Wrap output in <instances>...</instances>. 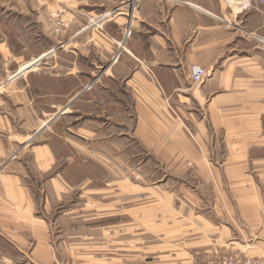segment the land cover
Returning a JSON list of instances; mask_svg holds the SVG:
<instances>
[{"label": "crops", "instance_id": "0c3cea01", "mask_svg": "<svg viewBox=\"0 0 264 264\" xmlns=\"http://www.w3.org/2000/svg\"><path fill=\"white\" fill-rule=\"evenodd\" d=\"M224 256L264 260V3L0 0V264Z\"/></svg>", "mask_w": 264, "mask_h": 264}, {"label": "built area", "instance_id": "2783aa9c", "mask_svg": "<svg viewBox=\"0 0 264 264\" xmlns=\"http://www.w3.org/2000/svg\"><path fill=\"white\" fill-rule=\"evenodd\" d=\"M262 3H264V0H258ZM56 24L60 26L64 25L63 20L59 19L56 21ZM131 35V30L129 27L124 28L123 30V38L126 39L130 37ZM117 60V55H115V58L113 61ZM189 75H190V80L194 84H199L202 83L206 76H207V71L202 68L201 66L198 65H191L189 67ZM94 81H90L86 86L85 89L89 90L93 85ZM208 264H264V260L258 259V258H251V257H233V256H224L220 257L219 259L209 262Z\"/></svg>", "mask_w": 264, "mask_h": 264}, {"label": "rangeland", "instance_id": "374dc122", "mask_svg": "<svg viewBox=\"0 0 264 264\" xmlns=\"http://www.w3.org/2000/svg\"><path fill=\"white\" fill-rule=\"evenodd\" d=\"M261 3H262V2H261ZM59 19H62V18H61L60 15H58V14L53 15V16L51 17L52 31L55 32V33H60V32L62 31V30H61L62 27L65 26V21H64L63 19H62V20H63V24H64V25H62V26L59 27V25L56 24V21L59 20ZM115 55H117V58H118L119 53L117 52L116 54H114V55L112 56V60H111L112 63H114V62L117 61V60H116V61H113L114 58H115Z\"/></svg>", "mask_w": 264, "mask_h": 264}]
</instances>
